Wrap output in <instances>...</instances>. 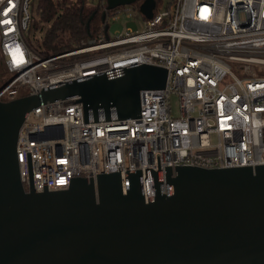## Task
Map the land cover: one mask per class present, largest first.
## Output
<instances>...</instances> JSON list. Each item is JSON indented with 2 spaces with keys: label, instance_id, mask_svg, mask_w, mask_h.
I'll return each instance as SVG.
<instances>
[{
  "label": "built area",
  "instance_id": "obj_1",
  "mask_svg": "<svg viewBox=\"0 0 264 264\" xmlns=\"http://www.w3.org/2000/svg\"><path fill=\"white\" fill-rule=\"evenodd\" d=\"M33 1L0 0V77H7L1 101L90 75L119 77L139 64L166 69L167 80L141 89L136 117L113 110L106 118L101 110L97 121H86L80 95L28 111L16 144L26 189L31 182L36 191L65 189L75 177L119 172L126 193L129 174L141 171L150 202L155 172L163 191L173 193L168 167L264 164V0H170L163 7L154 0L150 15L141 8L146 0L112 8L100 0L105 17L98 31L53 54L30 42ZM123 18L137 28L126 22L112 33Z\"/></svg>",
  "mask_w": 264,
  "mask_h": 264
},
{
  "label": "water",
  "instance_id": "obj_2",
  "mask_svg": "<svg viewBox=\"0 0 264 264\" xmlns=\"http://www.w3.org/2000/svg\"><path fill=\"white\" fill-rule=\"evenodd\" d=\"M134 1L108 0V7ZM154 5L146 0L141 8L150 15ZM166 80V69L139 64L119 77L90 75L0 100V264H264V164L168 167L173 193L155 172L150 202L141 171L129 174L126 193L119 172L75 177L65 189L25 188L18 130L41 101L80 95L86 121H97L101 110L106 118L113 110L136 117L141 89Z\"/></svg>",
  "mask_w": 264,
  "mask_h": 264
},
{
  "label": "trees",
  "instance_id": "obj_3",
  "mask_svg": "<svg viewBox=\"0 0 264 264\" xmlns=\"http://www.w3.org/2000/svg\"><path fill=\"white\" fill-rule=\"evenodd\" d=\"M92 13L88 32L87 21ZM102 15L100 0H34L31 28L43 33L38 47L53 54L93 36L103 22ZM259 72L264 74V66Z\"/></svg>",
  "mask_w": 264,
  "mask_h": 264
},
{
  "label": "rangeland",
  "instance_id": "obj_4",
  "mask_svg": "<svg viewBox=\"0 0 264 264\" xmlns=\"http://www.w3.org/2000/svg\"><path fill=\"white\" fill-rule=\"evenodd\" d=\"M94 1H97V0H94ZM170 1V0H163L161 2V6H165L166 3ZM126 19H122L121 21H117L115 23L112 24L111 28H110V31L113 33L115 32L116 30H122L124 28V25L126 23ZM129 26H132L134 28H137V25L136 23L132 22V21H129L127 22ZM42 31L41 30H37V31H34V29L32 28L31 29V32H30V35H29V39H30V42L35 46V47H38V42H40L42 40ZM235 64V63H234ZM0 72L2 73V69H0ZM6 81H7V77H0V88L3 87L5 84H6ZM27 92L23 91L20 93V95H23V94H26ZM171 103H172V108H173V113L175 115H178L179 114V101H178V96L173 94L171 96Z\"/></svg>",
  "mask_w": 264,
  "mask_h": 264
}]
</instances>
